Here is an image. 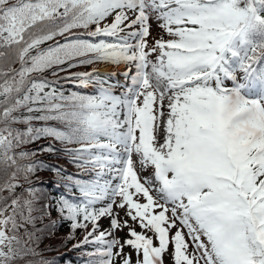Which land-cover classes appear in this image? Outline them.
<instances>
[{
	"label": "snow or ice",
	"instance_id": "snow-or-ice-1",
	"mask_svg": "<svg viewBox=\"0 0 264 264\" xmlns=\"http://www.w3.org/2000/svg\"><path fill=\"white\" fill-rule=\"evenodd\" d=\"M53 212L86 264H264V0H0V264Z\"/></svg>",
	"mask_w": 264,
	"mask_h": 264
},
{
	"label": "trees",
	"instance_id": "trees-1",
	"mask_svg": "<svg viewBox=\"0 0 264 264\" xmlns=\"http://www.w3.org/2000/svg\"><path fill=\"white\" fill-rule=\"evenodd\" d=\"M73 71L80 72V68L73 69ZM62 87L66 92H69L70 90H72L73 84L72 82H62ZM47 142L48 141L42 140L39 142V144H46ZM39 144L34 145L33 147H39ZM60 158L63 157L61 156ZM37 159L44 160L47 164H58L66 169L67 173L69 174H78L81 171L69 162H67L66 165H61L59 163V159H57V156L53 154H41L37 157ZM38 175L40 182L37 184V186L44 192L49 193L52 196H58L64 191L63 188L58 189L55 185L54 181L56 177L52 172L45 170L40 172ZM81 178H85V176H81ZM51 220L57 221L54 229L55 236L53 238L46 239L40 245V248L44 249L46 245H51L54 246L57 250L44 251L43 256L48 259L55 258L56 264H69V261H71V264H86L87 257L83 255L81 251L73 250L71 243H69L67 247L63 246V244L61 243L70 232L69 223L66 221H59L58 214L56 212L52 213ZM49 223V219L45 218L43 224L38 223L37 227H43L44 225H48ZM83 235V230H79L76 234V240L73 241V243L78 242L80 239H82ZM90 247L91 246H86L85 251L89 250Z\"/></svg>",
	"mask_w": 264,
	"mask_h": 264
},
{
	"label": "rangeland",
	"instance_id": "rangeland-1",
	"mask_svg": "<svg viewBox=\"0 0 264 264\" xmlns=\"http://www.w3.org/2000/svg\"><path fill=\"white\" fill-rule=\"evenodd\" d=\"M160 34V30L155 26V25H153V29H152V35L155 37V36H158ZM108 70H109V74H112L111 75V81L112 82H116V81H124V83H125V77H124V75H123V72H124V66L123 67H119V68H115V69H113L112 67H110V68H108ZM110 72H112V73H110ZM121 77L123 78L122 80H121ZM107 78V77H106ZM120 78V79H119ZM127 86H130V81H129V83L128 84H126V87ZM117 89H119L118 87L115 89V92H116V94H119L118 93V91H117ZM147 173H145V175H146ZM120 216L121 217H124V213H123V211H120ZM101 223L103 224V226H104V228H107L108 227V221H107V219H103L102 221H101ZM137 231H140V228L139 227H137ZM117 235H120V239H122V238H124L125 237V235H126V230L124 231V232H118L117 234H116V236ZM149 235H151V233H149ZM134 259H135V257H134ZM165 264H171V260H170V258L169 257H165Z\"/></svg>",
	"mask_w": 264,
	"mask_h": 264
}]
</instances>
